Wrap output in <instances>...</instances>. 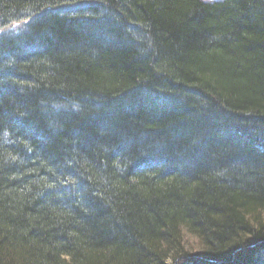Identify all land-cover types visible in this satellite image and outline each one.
Instances as JSON below:
<instances>
[{
	"label": "trees",
	"instance_id": "obj_1",
	"mask_svg": "<svg viewBox=\"0 0 264 264\" xmlns=\"http://www.w3.org/2000/svg\"><path fill=\"white\" fill-rule=\"evenodd\" d=\"M0 31V264H264V0H0Z\"/></svg>",
	"mask_w": 264,
	"mask_h": 264
},
{
	"label": "rangeland",
	"instance_id": "obj_2",
	"mask_svg": "<svg viewBox=\"0 0 264 264\" xmlns=\"http://www.w3.org/2000/svg\"><path fill=\"white\" fill-rule=\"evenodd\" d=\"M16 26V28H19L20 27V25H15ZM6 29H14V28H12L11 26H8V27H6ZM2 31H0V33H1ZM187 242L189 243V246H190V248H192V249H194L195 250V248L197 247V242H196V240L194 239V238H191L190 236L189 237H187Z\"/></svg>",
	"mask_w": 264,
	"mask_h": 264
},
{
	"label": "bare ground",
	"instance_id": "obj_3",
	"mask_svg": "<svg viewBox=\"0 0 264 264\" xmlns=\"http://www.w3.org/2000/svg\"><path fill=\"white\" fill-rule=\"evenodd\" d=\"M6 31V30H5ZM12 31V29H7V33H9V32H11ZM4 32V31H3Z\"/></svg>",
	"mask_w": 264,
	"mask_h": 264
}]
</instances>
